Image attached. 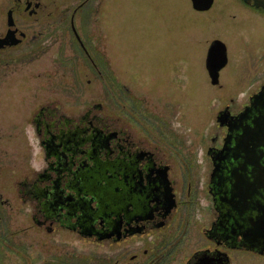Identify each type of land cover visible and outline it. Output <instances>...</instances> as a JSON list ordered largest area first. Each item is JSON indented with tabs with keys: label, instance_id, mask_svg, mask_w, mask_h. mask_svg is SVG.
<instances>
[{
	"label": "flooded vegetation",
	"instance_id": "1",
	"mask_svg": "<svg viewBox=\"0 0 264 264\" xmlns=\"http://www.w3.org/2000/svg\"><path fill=\"white\" fill-rule=\"evenodd\" d=\"M63 2L0 0V221L17 201L47 236L115 248L114 264H169L187 251L183 264H231L237 251L264 258V72L224 82L228 48L215 39L226 65L210 85L228 93L207 127L198 119L187 133L176 109L124 98L131 90L95 35L102 0ZM44 70L61 76L49 100L26 84ZM75 75L98 90L76 88Z\"/></svg>",
	"mask_w": 264,
	"mask_h": 264
},
{
	"label": "rangeland",
	"instance_id": "2",
	"mask_svg": "<svg viewBox=\"0 0 264 264\" xmlns=\"http://www.w3.org/2000/svg\"><path fill=\"white\" fill-rule=\"evenodd\" d=\"M101 3V20L97 18L100 22L95 35L102 36V51L111 62L119 85L131 90L124 98L134 99L135 95L140 103L160 111L176 109L178 115H185L187 133L189 128L194 131L198 119L206 126L210 109L220 106L215 100L221 93H228L215 91L218 89L211 87L205 70V54L213 40H222L228 48L229 63L221 72L224 82L234 74L251 80L252 75L264 72V19L243 12L237 0H214L206 12L194 11L190 0H102ZM92 17L91 22L95 19ZM239 21L246 24L236 28ZM50 67L49 60L43 59V68ZM59 78L44 70L39 82L35 75H30L26 84H41L42 99L49 100L55 98L56 93L50 88L59 84ZM62 80L65 83L67 77ZM87 80H91V86L86 84ZM73 84L76 88L81 85L86 94L99 85L91 75H75ZM176 125L177 121L172 122V126ZM12 162L18 163V158ZM11 203L8 216L6 210L3 216L8 224L4 226L0 221V264L115 263V248L107 249L69 233L47 236L34 227L30 211L22 203L13 200ZM190 253H181L169 264H183L184 257ZM230 255L231 264H264L263 257L243 251Z\"/></svg>",
	"mask_w": 264,
	"mask_h": 264
},
{
	"label": "water",
	"instance_id": "3",
	"mask_svg": "<svg viewBox=\"0 0 264 264\" xmlns=\"http://www.w3.org/2000/svg\"><path fill=\"white\" fill-rule=\"evenodd\" d=\"M247 4L252 6L260 7L264 9V0H243ZM214 0H190L191 8L196 12H206L212 5ZM226 65V48L225 45L215 40L211 43L208 48L205 68L210 78V83L215 85L218 81L219 71Z\"/></svg>",
	"mask_w": 264,
	"mask_h": 264
}]
</instances>
